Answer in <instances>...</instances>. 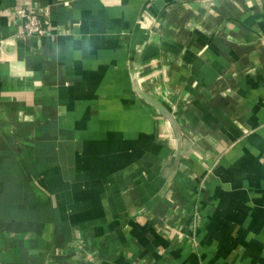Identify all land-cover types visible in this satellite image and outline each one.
<instances>
[{
	"label": "crops",
	"instance_id": "1",
	"mask_svg": "<svg viewBox=\"0 0 264 264\" xmlns=\"http://www.w3.org/2000/svg\"><path fill=\"white\" fill-rule=\"evenodd\" d=\"M0 264H264V0H0Z\"/></svg>",
	"mask_w": 264,
	"mask_h": 264
},
{
	"label": "built area",
	"instance_id": "2",
	"mask_svg": "<svg viewBox=\"0 0 264 264\" xmlns=\"http://www.w3.org/2000/svg\"><path fill=\"white\" fill-rule=\"evenodd\" d=\"M18 15L21 20L20 38H41L48 34L50 28L49 9L35 6H25L19 9ZM81 242H74L75 246Z\"/></svg>",
	"mask_w": 264,
	"mask_h": 264
},
{
	"label": "rangeland",
	"instance_id": "3",
	"mask_svg": "<svg viewBox=\"0 0 264 264\" xmlns=\"http://www.w3.org/2000/svg\"><path fill=\"white\" fill-rule=\"evenodd\" d=\"M73 249H78L79 247H80V244H77V245H73V246H71Z\"/></svg>",
	"mask_w": 264,
	"mask_h": 264
}]
</instances>
